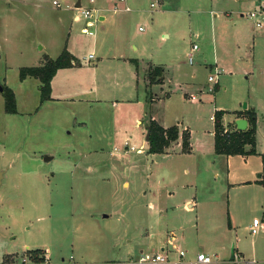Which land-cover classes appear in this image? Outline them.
<instances>
[{"label":"rangeland","instance_id":"1","mask_svg":"<svg viewBox=\"0 0 264 264\" xmlns=\"http://www.w3.org/2000/svg\"><path fill=\"white\" fill-rule=\"evenodd\" d=\"M76 1L0 0V264H18L36 249L46 250L48 262L35 264H117L140 250L172 259L173 245L216 254L215 264H264V253H253L254 239L244 226L229 228L223 213L213 221H197L196 212L205 210L186 211L184 205L194 194L193 184L225 200L224 158L213 153L210 134L214 111L253 107L256 148L264 150V28H255L246 16L264 9V0H216L213 13L200 0L201 12L190 14L192 22L184 12L170 18L105 13V21H95V12L87 34L81 33L88 20L82 10H93L99 1L112 9L119 2L80 0L75 9ZM168 2L183 11L193 10L197 0ZM193 44L198 49L190 64ZM64 48L81 63L88 80L98 70L121 84L133 70L126 59L89 67V56L94 61L113 54L138 60L136 98L129 99L119 85L107 101L87 102L93 95L78 88L71 101L41 104L38 80L20 81L19 70L40 66L44 57L55 59ZM152 66L162 68L173 85L191 81L196 88L173 89L164 102V123L178 122L191 150L184 155L174 145L164 162L145 151L144 124L154 107L144 98L142 76L151 96L163 80L153 76ZM208 76L217 81L209 83ZM7 87L16 114L4 113L1 90ZM224 113L227 125L232 113ZM124 140L143 152L110 157L108 150L122 147ZM99 148L102 154H89ZM98 160L113 165L99 167V175L86 170ZM238 202L246 208L245 197ZM172 235L175 241L169 245Z\"/></svg>","mask_w":264,"mask_h":264},{"label":"crops","instance_id":"2","mask_svg":"<svg viewBox=\"0 0 264 264\" xmlns=\"http://www.w3.org/2000/svg\"><path fill=\"white\" fill-rule=\"evenodd\" d=\"M155 1H157V4H155ZM206 1H207V4L209 5L208 12L213 13L216 0H206ZM90 2H93V0H90ZM169 4L170 3L168 2V0H141L140 2L139 0L138 1L137 0H125L123 4L121 3L113 4V7H116L117 9H119V11H115L113 7L112 9L110 7H106L103 1L102 2L99 1L97 5L95 6V8L93 9V11L97 13V17H96L97 21H105L106 20L105 13L115 15L118 13H130V11H132V12H135L139 16L141 15L145 16L146 14H149L150 12L152 15L153 13H159V15L167 14L169 18L173 17V15L171 14L175 12H177L180 15H182V13L184 12L189 22L193 21L192 17H190L191 16L190 14L192 13L200 14L199 12H201L200 8H198L200 7V0H197V2L194 4L195 8L193 10H186V9H184L183 11L177 10V9L168 7ZM80 7H81V4H80ZM124 7H127L130 10L124 11L122 9ZM154 9L156 10V12H153L155 11ZM260 9H263V8L260 7ZM213 17H217V15L214 14ZM119 25L121 29L124 30L123 19H119ZM253 26L255 27L254 24ZM125 59L132 63L133 70H132V73L129 79L127 78V81H122L121 84H119L118 81L113 82L110 79V74H105V73L102 74L98 70H97L98 74L96 78L92 77V79L90 78L88 80L87 79L88 77L85 76L84 72L82 71V68L84 67L79 62H77L78 65L74 67L61 68L55 73V75L52 77L50 81L51 82L50 83V99L45 102L48 103V102L71 101L73 100V98H77L75 97V95L78 96L77 94L80 93L79 92L80 90H78V88L84 89L85 91L88 90L91 93V95H93V99L91 101L89 99H84L87 102L107 101L108 99L114 98L113 97L114 95L112 94H114V92L117 91L119 85H122V89L126 88V91L128 93L127 97L129 99L132 100L136 98L138 94L137 91L140 88L138 78L140 77L139 71L141 70L138 71V68H140L142 65L138 60L132 57L127 58V56H122V55H114V54L109 55V56L103 55L102 58L97 57V60L95 61L92 58L89 61L88 66L96 68L98 64L104 63L105 65L106 63H113V62L118 63L120 60H125ZM153 68L155 67L152 66V69ZM161 76H163L162 83L159 84L158 91H153V96H151L150 93L148 92L149 90L146 87V81L144 80V77L142 76V83H143L142 87L144 91V98L146 99L147 102L151 104V106L154 107L153 110L151 109L149 110L148 120L144 124L145 133H146L145 151L147 154H149L148 141H147V136L149 135V133L147 131V126L150 120H154L155 122H157L163 129H168L169 127L175 126L177 128V131L179 132V136L176 141L171 142L169 144V147L165 149L163 154H152V153L149 154L150 156H153L155 158L156 162H164L165 160H167L166 156L169 155V150H173L175 152L173 148L174 145H178L179 146L178 150H180V153L184 155L191 153L189 145H188L189 151L187 153L183 152V150L181 149L182 138H180V136H181V133H184L186 131H184L183 128L179 129L178 122L174 124L171 123L169 125H166L164 123V115H161V112H162V107L164 105V102L168 100V98H170L173 92V89L178 90V91H185V89L187 90V89L195 88L194 87L195 85L191 81H185V82L173 85L172 79L165 77V71L163 69H162ZM28 78L30 77H26L25 80ZM35 81L37 80L35 79ZM38 83L40 86V82ZM90 83H92L91 86H89ZM198 91H201V89H198ZM159 94H163V95L160 96ZM183 95L184 96L187 95L186 92L183 93ZM79 100H82V99L79 98ZM221 111L232 113L230 115L231 121H228L227 125H225L226 123L224 122L225 121L224 119L226 116L225 113L222 116L223 124L221 123L224 127L229 128L230 130H233V129L235 130L234 121L239 118H243L246 120L247 122L246 129H248L249 128L248 118L252 114L255 117V125H256V112H254L253 107H248V108L244 107V109L239 110V111L238 110H235V111L221 110ZM239 112L241 113V115L237 116ZM211 117H210V120H211ZM136 120H137L136 124L137 123L141 124V121H139L138 119ZM82 124H84V122ZM210 134L212 136L213 153H215L214 131L212 130ZM125 143L127 144V146H125ZM255 148H256V138H255ZM129 149H133V151L137 153L143 152L142 150L135 148L134 146H130L129 142L127 140H124L122 147L114 145L112 149L108 150V153L110 157L111 156L113 157L116 155L124 156L129 153H133V151H130ZM245 149L248 151L250 148L246 146ZM101 151L102 149L99 148L98 150H91L89 154H93V155H98V153L102 154ZM123 152H126V154ZM262 154H264V150L259 149V148H256V155H229L228 156L225 154L223 155L216 154L217 156L224 158V165L226 167L223 173V176H224L223 184H225V186L223 185L224 191H225V194L223 195V198L225 200L223 203H225V205L221 202V199L216 198L215 195H212L209 192L205 193L204 189H202L201 191H198V187L195 184H193L194 185L193 186L194 187L193 196H191L184 202L186 211H188V209H191L193 207L195 208L199 207V209L201 208L205 210L204 213H201V214L199 213V211L196 212L195 217L197 221L200 220V218L203 220L209 219L213 221L215 217H220L221 213H223V215H225L226 219L228 220L227 226L229 228H233L235 226L237 227L244 226L249 231L250 236L253 237L254 239L253 253L255 254L264 253V231H262L261 229L259 230V228H255L252 226V222L254 219L258 217L261 220H263L264 218V187L262 186V184L256 183L259 180V175L262 173V170H263L262 160H261ZM206 155L207 157L210 156L209 154H206ZM106 165L112 166L113 165L112 160H110L106 164L104 162L101 163L98 160V162H95L94 164H91V165H87L85 168L90 173H95L99 175L100 174L99 167L102 168L103 166L105 167ZM76 166L78 165H75L74 168ZM191 168H192V171L195 172L196 168L194 166ZM213 177L215 178L218 177V173L216 172L213 173ZM124 185H127V184L124 182ZM242 197H245L246 208H241L240 205L238 204L239 203L238 199ZM222 205L225 206L224 208L225 210L224 209L222 210ZM161 214H163V212H161ZM251 214H252V217H249ZM168 239H169L168 240L169 245H172L173 242L175 241L173 235ZM173 249H175L176 256L175 258H172V259L167 257L168 259L167 264H177L178 262H181V261L184 263H190V261L195 259L196 257L195 255L198 253L207 255L204 252H202L200 249H198V251L195 253L191 251L190 252L183 251L182 249H179L178 247L174 245H173ZM42 251H44V262L46 261L47 263L48 256H47L46 250H42ZM179 252H183L182 258L179 257L178 255ZM142 255H145V254H143L142 250H140L138 256L136 255V257H133L132 255H130L128 259L119 261L117 263H125L127 261H137L139 257ZM234 255H237L238 257L242 259L244 257L242 253H234ZM214 257L217 258L218 256L215 254Z\"/></svg>","mask_w":264,"mask_h":264},{"label":"trees","instance_id":"3","mask_svg":"<svg viewBox=\"0 0 264 264\" xmlns=\"http://www.w3.org/2000/svg\"><path fill=\"white\" fill-rule=\"evenodd\" d=\"M78 65L75 58L64 48L60 55L52 60L44 57L41 66L37 67H24L19 70V80L23 81L26 77H30L40 82L39 87V100L41 104L50 99V81L55 73L61 68H71ZM162 69L155 67L152 69L153 76L161 75ZM1 94L4 101V113L16 114V101L11 89L2 88ZM214 149L215 153L219 155H256L255 148V117L252 114L249 120V128L245 131H232L229 135L223 133L224 126L221 124L223 111L214 112ZM241 115L239 112L237 116ZM229 129V128H228ZM149 133L148 151L149 154H163L165 149L169 147L171 142L177 140L179 132L175 126L163 129L157 122L150 120L147 126ZM250 149L247 151L245 147ZM181 149L187 153L188 150V136L187 132L182 135ZM263 170L259 175V180L256 183L262 184L264 187V154L261 155ZM29 257L35 263L44 262V251L42 250H29Z\"/></svg>","mask_w":264,"mask_h":264},{"label":"built area","instance_id":"4","mask_svg":"<svg viewBox=\"0 0 264 264\" xmlns=\"http://www.w3.org/2000/svg\"><path fill=\"white\" fill-rule=\"evenodd\" d=\"M117 2L123 4L125 2V0H117ZM155 4H157V1H155ZM52 5H54L55 7H59L60 4L57 3L56 1H52ZM113 9L115 11H119V9H117L116 7H113ZM124 11H129L130 9H128L127 7L122 8ZM94 11L93 10H82V14L85 18H87L88 20L85 23V26L82 27L81 29V33L87 34L90 33L89 29L93 26L94 24V20L97 21V18L95 17L94 19ZM247 18L249 20L252 21V23L255 25L256 28L258 29H263L264 28V9H259L257 11L251 12L249 14L246 15ZM91 19H94L91 21ZM198 49L197 45L193 44L191 49H190V53L187 56V60L189 61V63L191 64L192 61V56L193 53ZM92 59V56H89L86 60L90 61ZM208 82L209 83H214L217 80H215V78H212L211 76H208ZM210 90V89H209ZM191 99L194 101H198V98L196 96H191ZM211 120L214 121V116L211 117ZM223 133L229 135L232 131H230V129L224 127L223 128ZM125 146H127V144L125 143ZM130 151H133V149H129ZM252 226L255 228H259V230L261 229L262 231H264V218L263 220H259V219H254L252 222ZM179 257L182 258L183 256V252H179L178 253ZM195 259L190 261V263H184V262H178L177 264H211L213 263L215 257L213 258L212 256H207L201 253H198L195 255ZM43 263H46L43 262ZM168 263V259L167 257H165L162 253L160 252H156L154 253V255L152 256H148V255H142L139 257V259L137 261H127L125 263H117V264H167ZM18 264H35L34 261L31 260L30 257L28 256H23L20 258V262Z\"/></svg>","mask_w":264,"mask_h":264},{"label":"water","instance_id":"5","mask_svg":"<svg viewBox=\"0 0 264 264\" xmlns=\"http://www.w3.org/2000/svg\"><path fill=\"white\" fill-rule=\"evenodd\" d=\"M79 7H80V1L77 0L76 4L74 5V8L76 9V8H79ZM244 107H245V104H244ZM234 125H235V130L236 131H239V132L240 131H245L247 122H246L245 119L239 118V119L234 121ZM148 137H149V135L147 136V140H148ZM48 159H50V157H45V160H48Z\"/></svg>","mask_w":264,"mask_h":264}]
</instances>
